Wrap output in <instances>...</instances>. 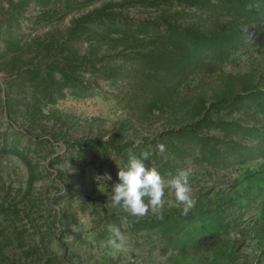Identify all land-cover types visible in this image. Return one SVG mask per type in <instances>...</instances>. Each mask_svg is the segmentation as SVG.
I'll return each instance as SVG.
<instances>
[{"label": "rangeland", "instance_id": "rangeland-1", "mask_svg": "<svg viewBox=\"0 0 264 264\" xmlns=\"http://www.w3.org/2000/svg\"><path fill=\"white\" fill-rule=\"evenodd\" d=\"M192 1L0 0V264H264V6ZM144 150L188 215L112 205Z\"/></svg>", "mask_w": 264, "mask_h": 264}, {"label": "clouds", "instance_id": "clouds-1", "mask_svg": "<svg viewBox=\"0 0 264 264\" xmlns=\"http://www.w3.org/2000/svg\"><path fill=\"white\" fill-rule=\"evenodd\" d=\"M159 148L163 151L162 145ZM150 155L147 150L141 151L139 155L135 153L128 155L125 167H119L117 173L119 182L112 186L109 194L112 205L132 217L142 218L151 212L156 218L162 219L164 197L166 191H170L174 197L171 206L179 209L181 215H188L196 204L188 171L178 170L175 175L169 173V177L165 179L155 167L145 164ZM104 178L112 179L108 174L104 177L99 175L95 177L98 181ZM108 231L112 234L109 242L114 248L123 250L126 241L120 229L115 225H109Z\"/></svg>", "mask_w": 264, "mask_h": 264}, {"label": "trees", "instance_id": "trees-1", "mask_svg": "<svg viewBox=\"0 0 264 264\" xmlns=\"http://www.w3.org/2000/svg\"><path fill=\"white\" fill-rule=\"evenodd\" d=\"M192 3L197 4L198 0H193ZM202 3H205V1L202 0ZM235 3L237 4L236 6H234L237 7V9L240 10L243 14L248 16L260 13L261 7L264 6V0H237V2ZM233 28L234 26L232 24L225 25L219 32V37H221L220 39L224 40V42L230 40V38L232 37L231 34L234 31ZM179 33H183L185 37H188L187 35L192 37L196 45L202 44V39L204 38V36L198 33L194 28L180 29Z\"/></svg>", "mask_w": 264, "mask_h": 264}]
</instances>
